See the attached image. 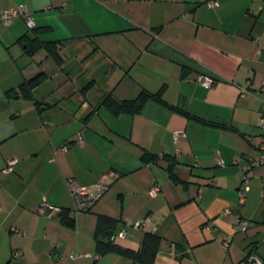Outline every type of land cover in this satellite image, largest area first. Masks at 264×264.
<instances>
[{"label": "crops", "instance_id": "crops-1", "mask_svg": "<svg viewBox=\"0 0 264 264\" xmlns=\"http://www.w3.org/2000/svg\"><path fill=\"white\" fill-rule=\"evenodd\" d=\"M208 1L0 0V264H147L98 254L99 216L118 221L115 233L143 222L113 242L137 252L157 237L151 264H264V164L239 196L243 159L264 145V0ZM20 5L48 28L41 40L60 42L61 67L45 51L25 55L23 17L4 24ZM40 72L31 98L14 95ZM143 91L166 104L116 114L100 103ZM106 180L88 211L74 210L73 188ZM42 202L64 215L40 213ZM236 217L251 225L237 231Z\"/></svg>", "mask_w": 264, "mask_h": 264}, {"label": "trees", "instance_id": "trees-1", "mask_svg": "<svg viewBox=\"0 0 264 264\" xmlns=\"http://www.w3.org/2000/svg\"><path fill=\"white\" fill-rule=\"evenodd\" d=\"M29 30L31 34L30 35L25 34L24 37L21 38L24 40L25 43L24 44L25 55L28 57H32L40 51H45L47 57L50 58L55 65L61 67L63 59L61 57L59 50L61 45L60 42L43 41L39 37L40 33H42L45 30H48V28L47 27L35 28V26H33V28H30ZM45 79H46V75L43 72L36 74L31 79L23 81L21 85L18 87V92L14 93V95L19 94L23 98H31L33 89H35L37 86L43 83ZM92 85H93L92 82H89L83 88L84 91H87ZM8 93H12V92L9 91ZM148 99L155 100L161 104H166L161 99L159 93H151L148 91L141 92V94L135 100L124 101V102H117L111 96L104 95L101 98L100 103L109 106L114 113L118 114L120 112H127V111L136 112L141 108L142 104ZM155 160L156 157L148 154H144V156H142V162L146 164ZM64 213L65 212L61 210L59 217L61 218V216H63ZM72 222L73 220H70L66 223L68 225H72ZM117 223L118 221L108 216L98 217L97 226H96V238H99L97 240V245H96L97 253L104 254L107 252H117L120 254H127L133 259L143 263H147V264L153 263L158 238L150 234H145L142 240V246L140 250L137 252L129 251L114 244L113 242V236L115 234V228Z\"/></svg>", "mask_w": 264, "mask_h": 264}, {"label": "built area", "instance_id": "built-area-1", "mask_svg": "<svg viewBox=\"0 0 264 264\" xmlns=\"http://www.w3.org/2000/svg\"><path fill=\"white\" fill-rule=\"evenodd\" d=\"M209 6H213L215 2L209 0L207 2ZM23 17L25 19L26 25L29 28H33V20L28 15V9L25 5L17 6L16 8L3 12L1 14V18L4 22V24L9 25L16 20L18 17ZM197 82L200 83L205 88H209L213 85L214 79H212L209 76H198ZM261 92L264 94V79L261 83ZM257 125L259 128L264 130V116H261L257 120ZM77 142L83 144V139L80 135L77 137ZM16 163V159H10L6 162V168L5 170H10L12 166ZM221 163V161H219ZM264 164V145H261L258 148V151L253 157L250 158H244L243 164H242V175L240 177V187H239V196L241 200H244L246 197L247 192L250 189V172L263 165ZM109 184V181H102L94 185L92 188H88L87 186H79L72 189V198L74 201V210L75 211H88L93 204L102 196V194L107 189V186ZM159 191V186L157 184H153L149 190V193L151 195H156ZM57 211L56 214L59 215L61 212V209L59 208H53L48 206L45 202H42L40 204L39 212L45 213L46 211ZM229 212L226 211L225 214H228ZM251 225V222L246 219H242L240 217H236V225L235 228L237 231H245L247 227ZM143 222L137 220L134 222H128L125 224H122L120 228L116 231L114 234L115 238L121 239L124 238L127 234V230L129 228H135L139 229L142 228ZM228 245V242H224L223 247L226 248ZM86 254L80 253L77 251H72L70 254L69 259L73 262H77L79 258L85 257ZM249 262L252 264H261L259 260H256L254 255L249 257Z\"/></svg>", "mask_w": 264, "mask_h": 264}, {"label": "rangeland", "instance_id": "rangeland-1", "mask_svg": "<svg viewBox=\"0 0 264 264\" xmlns=\"http://www.w3.org/2000/svg\"><path fill=\"white\" fill-rule=\"evenodd\" d=\"M60 51H61V47H60V49H59ZM53 62V61H52ZM54 63V62H53ZM86 93L85 92H83V96L85 95Z\"/></svg>", "mask_w": 264, "mask_h": 264}]
</instances>
